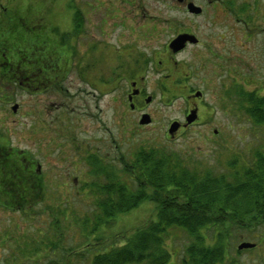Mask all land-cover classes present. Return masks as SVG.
<instances>
[{
	"label": "rangeland",
	"instance_id": "1",
	"mask_svg": "<svg viewBox=\"0 0 264 264\" xmlns=\"http://www.w3.org/2000/svg\"><path fill=\"white\" fill-rule=\"evenodd\" d=\"M60 1L64 6L66 0ZM244 1L253 10L259 7L262 17L258 23L260 26L264 20V0ZM54 5V1L51 4L46 2V15L52 14L54 17ZM9 12L0 11V32L13 23L14 14ZM253 14L255 15L254 11ZM250 16L252 19L251 12ZM86 21L84 27L87 28V34L75 43L74 53L69 55L70 67L65 63L67 51L63 50L60 54L53 52V64L57 67V72H53V79L58 77L55 82H59L53 85V91L46 89L33 96L25 94L21 97L12 93L18 91L16 86L4 82L1 87L0 81V101L11 103L5 104L10 114L9 123L5 122L8 132L0 125L1 130L8 135L16 149L25 150L35 158L40 164L43 177V187L36 191L32 197L33 203L27 204L24 210H19L18 206L11 209L0 199V264H22L17 259V254L12 253L23 251L25 241L32 246L42 245V235H53V244H57L60 250L80 251L85 232H91L94 228L90 226L91 221H95V216L103 217L102 209L99 210L97 205L102 197L99 184H105L106 177L117 174V171L118 174L123 173L124 164L132 163L139 152L167 154L198 171H218L232 159L240 160L241 163L249 161L252 165L251 159L264 151V124L257 123L248 112L249 98L264 96L261 38L245 44L235 30V39L240 48L250 51V62L247 63L250 66L249 79L245 82H225L224 79L209 81L204 101L209 107L212 105L214 110L205 109L208 120L171 137L167 133L169 123L173 119L184 120L187 106H192L193 102L188 100V91L181 92L183 86L186 84L204 91L199 79L186 78L191 75L187 66L192 55L191 48L184 54L175 55L174 59L168 58L166 54L168 42L176 34L173 27L178 24V20L106 19L103 25L100 19ZM196 21L200 22L201 32H208V28L212 26L210 19L199 18ZM217 21L218 26L223 25L222 19ZM53 22L54 25H60L63 33L69 29L67 20L53 19ZM130 22L137 27L148 26L149 30L130 35L126 29ZM98 34H104L105 40L103 37L99 39L101 36ZM91 38L94 42H91ZM90 42L95 46H91ZM133 68V79L138 80L139 86L152 97L145 111L154 122L145 128L138 127L136 116H128L130 111L124 104L120 108V125L114 123L113 119L114 104L118 96H123L131 88L126 80V70ZM234 76L238 77V73H234ZM94 80L103 81V84L100 87L94 86ZM223 85H227L226 91L230 89L231 96L228 100L221 99L226 93ZM16 102L20 103L21 111L17 116L10 113L12 103L14 105ZM6 111H1L4 117ZM33 130L37 131V135H33ZM98 140L105 153V175L102 178H88L76 169L75 164L82 163L84 152L80 146L97 145ZM150 192L153 193L152 190ZM152 198L149 197L138 207L108 219L111 220L109 223L103 219L104 225L102 228L98 227L103 234L95 231L91 234L108 239V243L100 251L124 244L119 241L131 238L152 219H157L158 200ZM86 220L91 221L84 224ZM214 231L215 234H207L206 244L213 245L218 239L219 231ZM3 239L4 244L1 246ZM166 239L167 246L163 250L167 255L171 253L173 258L174 251H180H177L179 254H175L170 262L182 261L181 255L185 256L187 246L193 242V238L182 230L172 228ZM222 239H225L227 250L222 264H264V227L253 230L232 227L225 231ZM74 240H78L79 244ZM243 242L256 243L257 246L239 252L237 247ZM65 257L66 255L53 258V264H65ZM85 263L86 261L77 262ZM138 264L152 263L147 258Z\"/></svg>",
	"mask_w": 264,
	"mask_h": 264
},
{
	"label": "flooded vegetation",
	"instance_id": "2",
	"mask_svg": "<svg viewBox=\"0 0 264 264\" xmlns=\"http://www.w3.org/2000/svg\"><path fill=\"white\" fill-rule=\"evenodd\" d=\"M52 1L55 2V12H53L55 18L52 14L46 15L47 11L45 10L47 8L46 2H50L51 4ZM0 2V11H12V14H14L12 19L13 23L5 27V31L0 32L1 87L4 82L14 85L18 91L12 93L15 95L19 94L21 97L25 94L33 96L41 93V91H46V89L53 91V85L59 83L55 82L58 77H54L53 79V72H57V67L53 64V51L55 53L63 50L67 51L68 57L65 63L67 66H71L69 55H73L75 43L87 34V28L84 27V22L87 24L86 20L100 19L102 20L101 25H103L106 19L120 21L122 19L131 21L159 18L177 19L178 24L173 27L176 34L169 40L166 54L168 58L174 59L175 55L184 54L191 48L192 55L189 59L190 62L187 63V61H184L191 71V75L186 78L194 77L199 79L204 91L186 84V87L185 85L183 86V90L180 89L183 93H187L188 91V100L193 102L192 106H187L184 120L173 119L169 123L168 130L173 122L177 121L180 124L178 130L172 136L167 131L171 137H176L189 129V127L195 124H204L208 120L209 116L205 115V109L211 108L214 110L212 105L209 107L204 101L206 89L210 86L209 81L212 79H224L225 82L228 80H235L237 82L242 80V82H245L249 79L250 66L247 63L250 62V51L240 48L235 39V30L241 35L245 44H248L250 41H257L259 38L262 39L263 50L260 55L263 57L261 59L264 63V20L259 26V20L262 19L259 7L253 10L250 8L249 3H246L244 0H66L64 6H62V1L60 0H0ZM250 12L253 15L252 19ZM199 18L210 19L212 26L208 28V32H201L200 22L197 23L196 21ZM53 19L54 21L60 19L67 20L69 24L67 32H61L60 25H54ZM218 19L223 20L222 26L217 25ZM147 27H137L130 22L127 24L126 29L130 35H133L139 31L147 32L149 30ZM98 35L101 36L99 39L103 37V40H105L104 34ZM179 37L184 38L180 44V49L176 50L172 46V43ZM90 40L94 42L93 38ZM91 46L95 45L91 43ZM121 49L122 47L119 49V53H121ZM234 73H238V77H235ZM126 74V80L129 81L131 88L125 94L123 93V96H118L114 104V123L120 125L122 119L120 108L124 104L126 108H129L130 112L128 116L132 114L137 117L139 128L148 127L154 120L145 111V107L151 103L152 97L147 95L139 86L138 80L133 79L135 76L134 68L131 70L127 69ZM87 79H89V76H87ZM92 82H94L92 83L94 86L97 85L99 87L103 84V81L98 82L94 80ZM223 90H227V85H223ZM229 90L221 97L222 100H228L231 96ZM5 104L9 105L11 103H3L0 101V125L8 132V126L5 122L9 123L10 114ZM19 108L20 103L16 102L14 105L12 103L10 113L17 116L21 112ZM4 109L7 110L5 117L1 113ZM192 111H196V120L187 124V117ZM144 116H149L151 122L141 124ZM125 117L127 116L125 115ZM32 133L33 135H37L36 130H33ZM7 138L9 139L8 135L4 134L1 130L0 199L11 209H16L18 206L19 210H24L27 204L33 203L34 200L31 199V196L35 195L36 191L43 187L41 168L35 158L28 155V152L25 150L16 149L10 139L7 140ZM101 138L103 139V137ZM99 142L100 140H98L97 145L86 144L85 146H80L84 152L81 157L82 163L81 165L75 164V167L85 177L92 178L93 176H97L102 178L105 175V153L102 146L99 145ZM103 186L104 184H99V189ZM97 205L99 210L105 208L104 204L97 203ZM90 221L86 220L84 224ZM105 221L109 223L111 220ZM105 221H99L97 224L95 221H91L92 224L90 226L96 224L97 227H101ZM156 221L158 219H152L149 224H153ZM94 228L91 232L90 230L85 232L86 235H84L83 245L80 251L72 250L65 252L60 250L57 244H53V235L49 237L42 235L41 238H43L42 241L44 242L42 245L32 246L25 241L26 246L24 250L13 252L12 254H17V259L22 264H53V258H61L64 255L67 258L65 264H77V262L79 263L81 261H86L85 264H95L99 256L113 249L123 247L127 243L128 239L125 241L120 240L119 242H124V244L106 248L102 252L100 249L105 247L104 244L108 243V239L102 235H91L94 231L103 234L99 228ZM116 238L118 237L116 236ZM204 239L207 241L208 235ZM167 240L162 245V249L164 250L167 246ZM74 241L76 242L78 240ZM2 244H4V239L1 240V246ZM254 244L256 247L257 244ZM164 250L161 253L159 252L160 254H157V256L162 257L165 254L167 255V252L165 253ZM177 251L179 250L174 251L173 258L175 254H179L180 251ZM238 251L241 252V250ZM187 254L188 252L186 251L185 256L181 255L182 261L180 262H176V260L170 262L173 258H171V253H169L162 260V264H187L189 262ZM149 259L154 264V255H151ZM141 262L133 261L131 264ZM57 264L64 263L57 262Z\"/></svg>",
	"mask_w": 264,
	"mask_h": 264
},
{
	"label": "trees",
	"instance_id": "3",
	"mask_svg": "<svg viewBox=\"0 0 264 264\" xmlns=\"http://www.w3.org/2000/svg\"><path fill=\"white\" fill-rule=\"evenodd\" d=\"M249 103L251 117L264 124V96H252ZM251 161L232 159L218 171H198L167 154L137 153L132 163L124 164L123 173L106 177L98 200L105 206L103 217L95 216V223L136 208L149 197L158 200V221L139 229L125 246L99 256L95 264H129L151 255L154 264H162L167 255L157 254L172 228L193 238L187 264H220L227 252L222 239L226 230L264 227V151ZM214 230L219 231L218 239L208 245L204 237Z\"/></svg>",
	"mask_w": 264,
	"mask_h": 264
},
{
	"label": "water",
	"instance_id": "4",
	"mask_svg": "<svg viewBox=\"0 0 264 264\" xmlns=\"http://www.w3.org/2000/svg\"><path fill=\"white\" fill-rule=\"evenodd\" d=\"M184 37H179L178 39H176L173 43L172 46L174 47V49H180V44L182 43ZM196 120V111H192L191 114L187 117V124L192 123L193 121ZM151 120L149 118V116H144L141 124H148L150 123ZM179 122L175 121L171 124L168 132L169 134L172 136L179 128ZM255 247L254 243H250V242H243L238 246V250H243V249H250Z\"/></svg>",
	"mask_w": 264,
	"mask_h": 264
}]
</instances>
